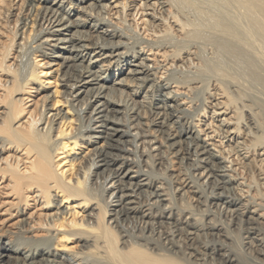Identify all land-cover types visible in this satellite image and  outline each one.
I'll return each mask as SVG.
<instances>
[{
  "label": "bare ground",
  "instance_id": "1",
  "mask_svg": "<svg viewBox=\"0 0 264 264\" xmlns=\"http://www.w3.org/2000/svg\"><path fill=\"white\" fill-rule=\"evenodd\" d=\"M15 1L0 0L17 27L0 180L18 200L0 264H264V0Z\"/></svg>",
  "mask_w": 264,
  "mask_h": 264
},
{
  "label": "rangeland",
  "instance_id": "2",
  "mask_svg": "<svg viewBox=\"0 0 264 264\" xmlns=\"http://www.w3.org/2000/svg\"><path fill=\"white\" fill-rule=\"evenodd\" d=\"M17 1L18 0H16L15 1V3H17ZM13 4V3H12ZM20 4V3H19ZM18 4V5H19ZM16 7H18L17 5H15V8ZM19 9H17V10H15L14 11V13L15 14H19ZM141 17H140V14L138 15V17H137V23H139V26L140 27H142L143 29H145V26L146 25H144L145 23H144V21L145 20H147L148 18H146V17H144V18H142V19H140ZM15 19H16V17L15 18H13L12 20H14L12 23H11V28L9 27V25H7L2 19H0V53L1 52H3L2 50H1V48L3 47V48H5L6 46H8L9 45V43L11 42V40H12V38H13V44H15V42H16V39L13 37V35H12V33L14 32V31H16V29H17V27H14V25H15ZM116 21V20H115ZM14 27V28H13ZM5 46V47H4ZM2 48V49H3ZM4 50V49H3ZM4 53V52H3ZM13 53H14V51H12L11 52V56L10 57H13ZM47 61V60H46ZM11 62H13V60H11ZM45 62V61H44ZM0 79H4V76H2L1 74H0ZM29 90L31 91V93L30 94H28V95H25V98L27 99L26 100V103H27V105H26V107L28 108V110H30V114H31V112H33L34 110H35V108H36V105H37V102L41 99V97L43 96V95H41V96H39L38 98L37 97H35L36 95H35V93H34V89L32 88V90H31V88H29ZM0 93L2 94V91H0ZM20 97V96H19ZM208 97V96H207ZM211 99H209V101H210ZM64 107V106H63ZM58 108H60V107H58ZM28 117H30L29 115L26 117V118H24V120L22 121V122H26V121H28ZM208 117H209V114H207L206 115V118H204V117H200V119L199 120H203V121H205V120H207L208 119ZM196 123H199V121H196ZM209 123H210V121H209ZM214 125H218V124H216V122H215V124ZM199 129L200 130H204V132L202 133V137H204L205 138V132L207 131V133H209L211 136H213L214 138H215V141H217L216 143H219V142H223V147H225V150H226V152H228V150H229V146H228V143H226V141H225V139H223V138H219V137H217L214 133H210L211 131L210 130H206V127L205 126H203L201 123L199 124ZM214 130H215V128H214ZM213 141H210V143H212ZM219 145V144H218ZM215 150H217V151H220L221 150V148H215ZM9 154L10 155H13L14 154V152H9ZM8 153L5 155V158L9 155ZM14 159H15V157L13 158V162H14ZM235 159V156H233V157H231L230 158V160H234ZM0 165H2V162L0 163ZM227 165H228V167L229 168H234V169H237V173H240V175H239V178H240V176L242 177V178H244V179H240L239 181L240 182H242V183H248L247 182V180H256V178L254 177V176H250V174H246L245 173V171H244V169L242 168V164L240 163V162H237L236 161V159H235V162L234 163H227ZM258 166H259V169H262L263 170V168L260 166V164H258ZM2 167H5V165L3 164V166ZM263 172H264V170H263ZM258 173H256L255 175H257ZM231 175H235L234 173H231ZM249 175V176H248ZM262 177V176H261ZM251 178V179H250ZM247 179V180H246ZM5 185H6V183H4V181L3 180H0V236H3V238H4V241H8L9 239H11L12 237H11V235H13V234H11V233H13V232H15L16 233V230H14V228L11 226V227H5V224L7 223V221H10V222H8V225L7 226H9V225H12V221H15V220H13L15 217H13V216H15L14 214H12V213H15L14 211H15V209L17 208V205H15L17 202H18V200L17 199H15V196H13V195H11L10 196V190H5L4 189V187H5ZM240 189L242 188V190H244V192L245 191H248V189H247V187L245 188L244 186H241V187H239ZM9 191V192H8ZM243 192V193H244ZM5 194V195H4ZM13 204V205H12ZM39 203L37 202L36 204H35V202H33L32 201V199H31V201H30V203H29V205H30V208H29V214H32V221H33V223H32V225L34 226V228L35 229H37V228H40V226H41V221H42V219H43V215L45 214V213H47L46 211H45V209H43L44 207H43V205L42 204H40V205H38ZM15 205V206H14ZM13 207V208H12ZM41 218V219H40ZM3 220H5V222H3ZM12 220V221H11ZM35 221V222H34ZM38 223V224H37ZM40 224V225H39ZM35 229H34V236H36V238L38 237V238H41V237H45L46 236V234L44 233V232H39V230H36L35 231ZM9 231H10V235H7L6 237H4L7 233L9 234ZM13 231V232H12ZM7 232V233H6ZM39 232V233H38ZM43 235V236H42ZM45 235V236H44ZM14 236V235H13ZM11 237V238H10ZM37 238V239H38ZM77 246V245H76ZM72 247V246H71ZM80 250V247L79 246H77L76 248H74V250L73 251H79ZM59 253H62V251H59ZM71 251H67L66 253H65V255L64 256H67V257H71ZM73 261V263H78V261H76V260H72Z\"/></svg>",
  "mask_w": 264,
  "mask_h": 264
}]
</instances>
